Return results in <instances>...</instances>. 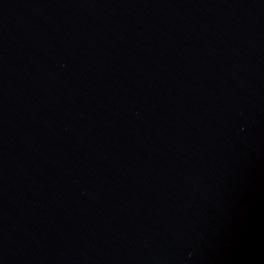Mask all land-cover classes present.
<instances>
[{
  "label": "water",
  "instance_id": "obj_1",
  "mask_svg": "<svg viewBox=\"0 0 264 264\" xmlns=\"http://www.w3.org/2000/svg\"><path fill=\"white\" fill-rule=\"evenodd\" d=\"M0 264H264V0H0Z\"/></svg>",
  "mask_w": 264,
  "mask_h": 264
}]
</instances>
